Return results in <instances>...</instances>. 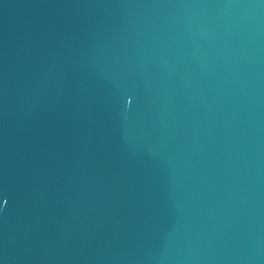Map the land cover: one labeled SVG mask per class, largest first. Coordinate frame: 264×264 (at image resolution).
I'll use <instances>...</instances> for the list:
<instances>
[{
	"label": "water",
	"instance_id": "95a60500",
	"mask_svg": "<svg viewBox=\"0 0 264 264\" xmlns=\"http://www.w3.org/2000/svg\"><path fill=\"white\" fill-rule=\"evenodd\" d=\"M0 264H264V0H0Z\"/></svg>",
	"mask_w": 264,
	"mask_h": 264
}]
</instances>
